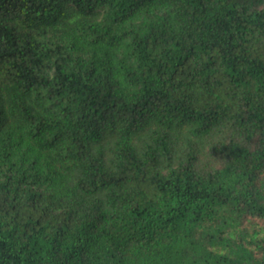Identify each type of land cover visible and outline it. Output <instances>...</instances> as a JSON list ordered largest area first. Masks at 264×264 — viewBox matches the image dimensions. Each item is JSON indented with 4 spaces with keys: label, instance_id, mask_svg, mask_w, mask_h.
Masks as SVG:
<instances>
[{
    "label": "trees",
    "instance_id": "trees-1",
    "mask_svg": "<svg viewBox=\"0 0 264 264\" xmlns=\"http://www.w3.org/2000/svg\"><path fill=\"white\" fill-rule=\"evenodd\" d=\"M0 264H264V0H0Z\"/></svg>",
    "mask_w": 264,
    "mask_h": 264
}]
</instances>
